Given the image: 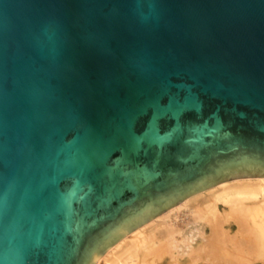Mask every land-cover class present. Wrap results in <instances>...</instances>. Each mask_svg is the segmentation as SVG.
Returning <instances> with one entry per match:
<instances>
[{
	"label": "water",
	"instance_id": "water-1",
	"mask_svg": "<svg viewBox=\"0 0 264 264\" xmlns=\"http://www.w3.org/2000/svg\"><path fill=\"white\" fill-rule=\"evenodd\" d=\"M257 175L264 0H0V264H95Z\"/></svg>",
	"mask_w": 264,
	"mask_h": 264
},
{
	"label": "bare ground",
	"instance_id": "bare-ground-1",
	"mask_svg": "<svg viewBox=\"0 0 264 264\" xmlns=\"http://www.w3.org/2000/svg\"><path fill=\"white\" fill-rule=\"evenodd\" d=\"M193 198L122 236L95 264H264V176L224 180Z\"/></svg>",
	"mask_w": 264,
	"mask_h": 264
},
{
	"label": "rangeland",
	"instance_id": "rangeland-1",
	"mask_svg": "<svg viewBox=\"0 0 264 264\" xmlns=\"http://www.w3.org/2000/svg\"><path fill=\"white\" fill-rule=\"evenodd\" d=\"M248 177H256V176H248ZM218 184H219V183H218ZM209 188H210V187H209ZM207 189H208V188H205V189H203V190H201V191H199V192H197V193H195V194H192L191 196H189V197H187V198L190 199L189 201H194V202H195V200H194L193 197H196L197 195L200 196L201 193H202L203 191L207 190ZM187 198H186V199H187ZM184 200H185V199H184ZM179 203H180V202H179ZM148 222H149V221H148ZM148 222H146V223H148ZM146 223H145V224H146ZM181 223H183V221H181ZM184 225L187 227V221L184 223ZM129 234H130V233H128L127 235H129ZM125 236H126V235H125ZM121 239H122V238H121ZM115 244H116V243H115ZM115 244H114V245H115ZM114 245H113V246H114ZM113 246H111L109 249H111ZM109 249H108V250H109ZM107 252H108V251H107ZM107 252H106V253H107ZM106 253H105V254H106ZM105 254L102 255V256L100 257V259H102V260H101V263L104 262V259H105V258H103V257L105 256ZM97 261H98V260H97Z\"/></svg>",
	"mask_w": 264,
	"mask_h": 264
}]
</instances>
